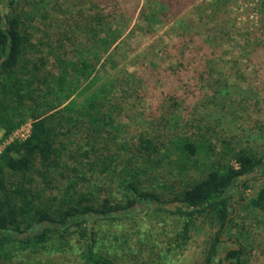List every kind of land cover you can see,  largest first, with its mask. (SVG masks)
I'll return each mask as SVG.
<instances>
[{"label": "rangeland", "instance_id": "374dc122", "mask_svg": "<svg viewBox=\"0 0 264 264\" xmlns=\"http://www.w3.org/2000/svg\"><path fill=\"white\" fill-rule=\"evenodd\" d=\"M3 13L23 15L21 29L32 35L34 48L25 60L37 65L40 79L34 83L56 87L61 63L78 67L84 79L73 82L69 71L76 89L68 103L74 102L76 110L94 104V112L111 123L93 148L83 138L81 143L92 153L90 162L96 155L114 157L109 168L117 175L110 182L104 179L105 184L97 177L98 161L92 171L86 167L92 185H79L81 195L102 198L107 191L113 201H123L119 180L133 179L117 170L136 166L132 154L141 139L156 146L152 157L140 162L141 189L160 200L175 197L201 177L200 170L174 178L168 159L155 164L165 152L180 154L182 139L205 142L207 156L224 142L264 157V0H16L10 7L2 3ZM77 137L83 136L79 132ZM259 176H252L244 196L251 197L262 183ZM230 194L240 200L236 189ZM140 210L122 225L98 223L94 254L103 264H203L214 231L203 217L181 239V220ZM244 216L250 228L244 260L264 264V213L251 210ZM31 228L41 229L37 224ZM237 233L232 229L228 235ZM235 246L222 242L219 252ZM41 248L38 254L22 250L7 264H83L87 259L80 248ZM9 258L2 255L0 264Z\"/></svg>", "mask_w": 264, "mask_h": 264}, {"label": "trees", "instance_id": "16d2710c", "mask_svg": "<svg viewBox=\"0 0 264 264\" xmlns=\"http://www.w3.org/2000/svg\"><path fill=\"white\" fill-rule=\"evenodd\" d=\"M3 2L10 7L16 5V0H0V130L4 132L0 143L23 123H31L26 139L5 145L0 153V257L10 256L5 263H13L22 250L32 249L38 254L44 247L59 252L80 248L81 255L87 258L83 264H103L102 257L94 254L100 233L98 223L122 225L136 219L141 209V213H168L181 220V233L177 235L181 239H186L195 219L203 217L214 230L206 241L203 264H246L243 242L250 228L243 224L247 217L244 213H264V178L253 188L251 197L244 196V192L251 187V174L256 169L264 173V157L250 153L246 147L233 150L224 142L207 156L205 142L182 139L180 154L165 152L155 164L168 159L173 164L170 174L174 178L200 170L202 178L187 182L175 197L160 200L141 189L140 162L149 160L150 152L156 150L155 144L141 139L132 154L136 166L117 170L120 174L127 171L133 179L119 180L123 201H113L107 191L102 198L81 195L79 185H92V175L87 176L86 167L92 171L90 167L98 161L97 177H102L103 182L117 175L109 168L114 157L96 155L90 162L92 153L81 143L83 138L93 148L94 141L104 136L103 129L111 123H104L94 112V104L76 110L74 102L68 103L71 91L76 89L72 83L84 79L78 67L73 70V65L61 63L56 87L34 83L40 79L37 65L25 60L34 48L32 35L21 29L23 15L2 14ZM69 71L74 74L73 82L68 80ZM79 132L83 137L77 140ZM70 134L74 137L69 138ZM233 189L240 194V200L231 197ZM172 202L179 205L159 206ZM36 224L40 230L31 228ZM232 229L238 231L234 237L228 235ZM224 235L229 239H223ZM225 241L236 246L220 254L219 244ZM102 243H108V239Z\"/></svg>", "mask_w": 264, "mask_h": 264}, {"label": "built area", "instance_id": "2783aa9c", "mask_svg": "<svg viewBox=\"0 0 264 264\" xmlns=\"http://www.w3.org/2000/svg\"><path fill=\"white\" fill-rule=\"evenodd\" d=\"M30 130H31V123L27 124V126L23 127L21 126L19 129L17 128L14 133H12L13 137L9 136L7 139L8 141L4 142L2 145H0V153L2 149L4 148L5 145L12 143L17 140H24L30 135ZM11 137V138H10ZM15 140H14V139Z\"/></svg>", "mask_w": 264, "mask_h": 264}, {"label": "water", "instance_id": "95a60500", "mask_svg": "<svg viewBox=\"0 0 264 264\" xmlns=\"http://www.w3.org/2000/svg\"><path fill=\"white\" fill-rule=\"evenodd\" d=\"M251 176H253V173L251 174ZM245 177V176H243ZM156 203H152V206H155ZM175 205H179L177 202H172V203H160L159 206L160 207H167V208H170L172 206H175ZM137 206V205H136Z\"/></svg>", "mask_w": 264, "mask_h": 264}, {"label": "flooded vegetation", "instance_id": "af4514ba", "mask_svg": "<svg viewBox=\"0 0 264 264\" xmlns=\"http://www.w3.org/2000/svg\"><path fill=\"white\" fill-rule=\"evenodd\" d=\"M263 165H264V163H263ZM258 173H262V170H261V169H256L255 172L253 173V175H254V174H258ZM259 177H260V178H261V177H264V173H262V176H259Z\"/></svg>", "mask_w": 264, "mask_h": 264}]
</instances>
